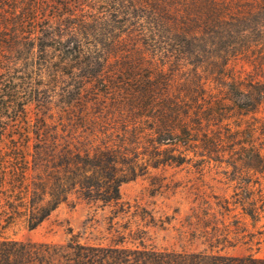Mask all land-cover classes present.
I'll list each match as a JSON object with an SVG mask.
<instances>
[{"label":"trees","instance_id":"obj_1","mask_svg":"<svg viewBox=\"0 0 264 264\" xmlns=\"http://www.w3.org/2000/svg\"><path fill=\"white\" fill-rule=\"evenodd\" d=\"M191 152L233 193L198 195L200 249L160 247L165 212L121 186ZM74 195L114 205L107 242L2 234ZM239 243L257 249L224 251ZM263 249L264 0H0V264H264Z\"/></svg>","mask_w":264,"mask_h":264},{"label":"rangeland","instance_id":"obj_2","mask_svg":"<svg viewBox=\"0 0 264 264\" xmlns=\"http://www.w3.org/2000/svg\"><path fill=\"white\" fill-rule=\"evenodd\" d=\"M179 145V144H178ZM169 154L185 156L183 147L174 143L165 145ZM182 152V153H181ZM184 158V157H183ZM183 163H168L149 169L145 175L128 181L121 186L124 200L140 204L149 209L165 212L166 228H153V241L160 247L197 250V201L201 191H213L231 195L233 186L225 175L216 169L207 170L205 174L197 171V154L186 155ZM114 205L102 206L101 202L71 196L55 209L39 226L30 228L24 217H17L2 229L5 237L25 241H66L70 235L69 228L81 235L82 241L90 243L107 242L110 236V216ZM247 229L255 231L252 221L244 219ZM258 226V225H257ZM257 245L239 243L224 251L232 255H244L255 252ZM264 255V249L259 252Z\"/></svg>","mask_w":264,"mask_h":264}]
</instances>
